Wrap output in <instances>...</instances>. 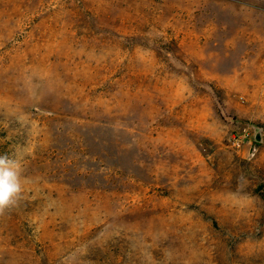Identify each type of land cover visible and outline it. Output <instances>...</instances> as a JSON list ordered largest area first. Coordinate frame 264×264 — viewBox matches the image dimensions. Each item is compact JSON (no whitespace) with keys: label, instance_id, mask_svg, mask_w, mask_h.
I'll return each instance as SVG.
<instances>
[{"label":"rangeland","instance_id":"1","mask_svg":"<svg viewBox=\"0 0 264 264\" xmlns=\"http://www.w3.org/2000/svg\"><path fill=\"white\" fill-rule=\"evenodd\" d=\"M3 154L0 264H264V0H0Z\"/></svg>","mask_w":264,"mask_h":264},{"label":"clouds","instance_id":"2","mask_svg":"<svg viewBox=\"0 0 264 264\" xmlns=\"http://www.w3.org/2000/svg\"><path fill=\"white\" fill-rule=\"evenodd\" d=\"M21 164L18 154L0 155V214L11 210L22 196Z\"/></svg>","mask_w":264,"mask_h":264},{"label":"water","instance_id":"3","mask_svg":"<svg viewBox=\"0 0 264 264\" xmlns=\"http://www.w3.org/2000/svg\"><path fill=\"white\" fill-rule=\"evenodd\" d=\"M257 138L259 139L260 138V135H257Z\"/></svg>","mask_w":264,"mask_h":264}]
</instances>
